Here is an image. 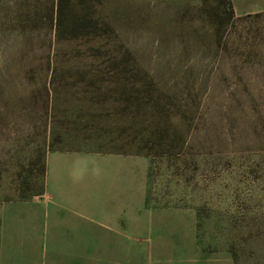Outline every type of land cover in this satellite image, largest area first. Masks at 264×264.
Wrapping results in <instances>:
<instances>
[{"label": "rangeland", "instance_id": "374dc122", "mask_svg": "<svg viewBox=\"0 0 264 264\" xmlns=\"http://www.w3.org/2000/svg\"><path fill=\"white\" fill-rule=\"evenodd\" d=\"M216 3L83 0L98 34L57 42L45 21L28 26L23 78V17L2 0L0 199H42L51 149L142 155L147 209L132 212L133 254L264 264V0H232L229 18L222 6L211 15Z\"/></svg>", "mask_w": 264, "mask_h": 264}, {"label": "crops", "instance_id": "0c3cea01", "mask_svg": "<svg viewBox=\"0 0 264 264\" xmlns=\"http://www.w3.org/2000/svg\"><path fill=\"white\" fill-rule=\"evenodd\" d=\"M45 164L42 199H0V264H133V257L140 264H230L226 256L221 261L203 255L196 260L185 252L133 254L132 212L147 209L145 156L56 148ZM134 185L141 198L135 207ZM155 223L145 222V236H155ZM22 224L32 228L30 234L20 232ZM22 242L33 249L20 251Z\"/></svg>", "mask_w": 264, "mask_h": 264}, {"label": "trees", "instance_id": "16d2710c", "mask_svg": "<svg viewBox=\"0 0 264 264\" xmlns=\"http://www.w3.org/2000/svg\"><path fill=\"white\" fill-rule=\"evenodd\" d=\"M2 0H0L1 2ZM18 5L20 19L22 21L21 30H14L18 36V54L17 61H25L26 66H20V73L23 78L29 73L30 60L32 59V44L34 41V30L31 28L39 21L43 20L47 23L50 35L57 42L61 40L76 39L82 36L97 35L96 30H87L89 27H96V20L83 8H79V2L83 0H11ZM209 0H204L203 8L212 7L208 4ZM222 8L227 12L228 18L233 14L232 0H217L216 10L211 15L216 17L218 8ZM211 12V11H210ZM214 19V18H213ZM219 29V28H217ZM1 87V83H0ZM122 153V152H119ZM46 164L43 166L45 174Z\"/></svg>", "mask_w": 264, "mask_h": 264}]
</instances>
